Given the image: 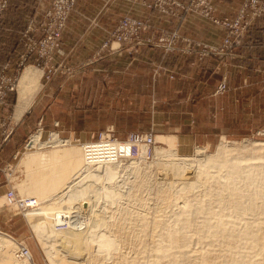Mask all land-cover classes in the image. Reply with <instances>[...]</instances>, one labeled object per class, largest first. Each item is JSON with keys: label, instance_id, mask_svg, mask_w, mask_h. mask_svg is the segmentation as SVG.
I'll return each mask as SVG.
<instances>
[{"label": "rangeland", "instance_id": "1", "mask_svg": "<svg viewBox=\"0 0 264 264\" xmlns=\"http://www.w3.org/2000/svg\"><path fill=\"white\" fill-rule=\"evenodd\" d=\"M43 1L46 2L47 4V0H14V6L17 5L18 7V10L13 9L15 11L13 13L14 28L17 29L18 27L17 30L23 31L24 29H26L27 25L31 22L33 24L32 28L34 30H41V28H38V27L42 19L41 18V8L44 7ZM243 1L244 0H241V3L237 11L235 12L233 18L236 16ZM33 2H35V5ZM36 2H38V5L41 7L38 8V6L36 5ZM138 7L140 8V6ZM35 8H38L37 16L33 15L35 12ZM212 8H213V13L211 15L218 21L223 20V19H228V20L233 19V18H227V17H218L215 14V5L213 2H212ZM140 9H141L140 12L144 15L145 13H147L146 11H148L142 8ZM151 11H154V10H151ZM185 14H196L210 26L220 29V32L223 34L221 42L217 45L207 44V43L198 41L193 38L181 36L177 32V29L168 30L159 25L153 28L154 29L153 30L150 27L149 22L142 18L143 17L142 15L141 17L137 15V16H132V17L135 19L142 20L146 22L147 24L146 29L143 30V32L139 36L140 42L138 43L140 45L136 43H135L136 45H133L132 43H121V44L127 45V48L131 54V57L142 60L140 62H137L133 67H130V68L126 67V69L124 70L119 69V67L115 63L117 55L114 54V55H110L106 57L107 59H109L108 61H106V58L104 59V56L107 54V51L105 50L106 48L104 49L100 47L99 50L94 51L90 53L89 55L85 53L83 56H79L75 60L73 58L74 62L72 65H68V64L58 65V63L54 64L53 63L54 52H53V55L51 56V60L47 64L43 65L41 62H39V64L36 66L33 60L35 59V56L33 55V56H30L31 61L27 62V64H24L23 67H19V69L16 70L15 73L13 72V75L16 77V87H15V91L12 93V96H10L7 100L8 109L6 110V113H3V116L5 118L4 119L5 128H3L4 129L3 131L5 133H9V136L6 142L2 144L0 149L5 147L8 142L9 143H8V147H6V154L8 150L10 151L11 147L19 146L22 148L19 150V153L17 154L15 159L9 162V165H10L9 167L3 168L4 164H1L0 170H3L8 176L7 181L9 182L7 185L8 186L7 190L8 189L13 190L15 194L22 199H25L26 197L31 196L30 195L31 190H34V189H30L29 188L30 186H27V184H29V182L31 181L29 178V175H32L35 172L41 171V170L48 171L49 169V166L46 162V164L39 163L38 166L33 165V167H30L24 170L23 169L24 160L28 162L30 166L31 165L30 162H34L33 164H35V161L41 158V156L43 157L42 158L43 160H46V158H48L49 155L55 158L58 157L60 160V159H64L65 157L69 156V153L73 151H74L73 153L79 154V157H80L81 150L83 151L82 145L84 143L96 141L100 136L99 134L110 135L111 137L119 141H123L129 134H132V133H141V134L151 133L152 136L154 137V143L149 149L150 157L147 160L144 159L145 152L143 155L140 156V158L138 157L139 158L138 162L133 161L132 158L128 160L126 159L118 160L116 163H111V164H116L117 169L114 172L112 171L111 174H107V176H105L106 175L105 174L104 178L102 177L103 175L102 176L99 175L98 177V172H99L98 170L103 168L104 166L99 167V169L97 170L98 172L94 170V169H97V167H94V169H91L92 171L89 170L91 173H89V171L88 173L87 171L84 172L83 175L86 178H87L86 175H92L93 173L96 172L97 173L96 174L97 176H95L96 179L97 178L98 180L104 179L103 180L104 182L108 180L106 184L109 187L112 185L110 188L108 187L111 192L108 191L109 189L107 188V185H105L103 181L100 180L98 182L95 180V177H94L95 174L92 175L94 178H92V176L91 177L88 176V178L90 177L91 179H94L93 182L95 184L92 182V180H90L89 182L90 185L86 182L88 184L87 186L84 185L86 183L83 181H89L90 178L86 179L83 177V180H82L83 170L81 171V173L79 172L80 174L78 173L77 175L78 177L80 175V178H81L80 181L83 182L82 185L80 184L83 191L85 190V192H87L88 189H90L89 190L90 192L92 191V189L93 191H96V189L97 190L100 189L99 192L96 191L97 197L95 196L96 197L94 198L95 200L99 196H102L103 193L104 194L102 197L104 196L107 197V198L106 197L104 198L109 204L104 199H101L100 197L98 198L99 199L98 201L96 200V202L95 200H93V203L94 202L95 203L93 204L94 210L93 211L91 210L92 212L95 211L94 213L98 214L99 216H101L102 213H109L110 216L109 215L108 216L111 218L112 216H116L123 207H126V205L124 204L125 202L126 203L127 201L129 203L134 202L133 199L129 200L127 198H126V201H125V198H123L124 200L123 199L119 200L120 195L117 197H114L112 190L115 189L114 188L115 186L119 194H121L120 192L124 191V193L127 195H129V192H131V195L133 194V197L137 196V198L135 199L136 201L134 202L135 205H132V204L130 205L133 207V208H130L132 213L133 211L134 213L136 212L137 214L136 213L135 214L138 217L143 214V217L145 219L144 221H147L146 222L147 224L148 222L149 223L154 222L153 224L156 223V225L143 226L145 228L141 227V229H144V232L147 234L146 237L143 236V234H141L140 237H137V236L132 237L130 235H125L124 236L126 238L125 241L124 240L119 241V239H117V237L114 234H112L114 237L113 238L112 235H110L111 233L106 234L105 229L103 230V227H101L102 229L100 227H97L94 231H99L101 233L99 234L97 232L96 233L97 235L95 234L97 239L101 237L100 235L103 236L104 235L103 232H105V235L103 237L112 238L110 240L113 241V242L111 241L112 243H109L110 240L108 238L105 242H102L100 244L101 246L108 245L107 247H110V248L108 250L104 249V250H107L106 253L105 251H102L103 249L99 252L100 256H99V260L97 264H116V263L121 264L119 263L120 262L119 258L121 257H124L125 260L127 259V261L133 260L134 258L137 264H163V263L164 264H194V261L196 264H198V261L200 262L199 264L201 263L204 264V262L206 263L212 260H213V264H230L229 261L232 262L231 264H250V263L254 264L258 261V258L260 257L261 246L258 247V245H261V244L258 241V239L256 240L255 238L260 237L261 236L260 233H262L261 231L263 230L261 231L258 230L257 226L256 227L253 226L254 228L249 226V228L252 229L251 231L252 233L249 231V233L244 234L242 233V231H244V228L246 227L245 225H243L244 223H252V221L255 224L259 222L264 223V218L262 219V217H264V211H262L264 210V193H262L264 191V174L258 177L259 175L254 176L255 172H250L252 176H254L252 177V179L248 178L246 174L239 175L240 182H241L239 184L240 185L239 187L240 188L242 187V190H246L247 193L246 192L243 193L244 195L242 197H244L243 198L244 200L242 199L243 202L238 204V206L240 205L238 208H243L244 206L245 208H247L246 211H248V213H245L246 212L245 210H238V209H233V208L231 209L226 208V210L224 209L221 211V209L219 208L221 206L218 207L217 201H215L222 197L221 195H219L220 191L216 185H214V188H210L209 187L210 185L208 183L205 184L203 189L201 188L198 189V190L201 189V191L194 192V195L195 194L196 195L195 197H192L191 200L196 199V201H194V203L190 205V208L186 210V208L185 209L183 208L184 206L182 205L183 204L182 200L180 199H178L177 201H174L175 199L171 200V196H170L171 190L169 187L171 186L170 184V182H172L171 180L174 179L173 175H176V174L173 173L175 172L173 170L171 172L169 170L166 171L167 167L165 165L164 159L168 157L169 158L187 157V158L192 159L195 157V151L198 149L205 150V152L208 153V155H214L216 153L215 151H217L219 144L222 141H224V142H228L229 144H231L230 146L234 147L233 149H235L236 151L235 153L230 154L231 157L229 159L231 162L226 161L225 162L226 164L225 163L222 164L223 167L225 165V168H226V165L228 166L229 164L236 166L237 164L240 163L239 166L246 168L245 167L246 165L253 166V165H249L250 163L254 164V163L261 162L260 159H261V156H263L262 154L264 153H260L259 151H257L258 150L257 147L254 146L256 144H264V132L261 131L260 129L252 130V131L242 130V131H237V132L232 133L231 136L221 137V138L215 137L207 141L208 143L207 145L204 144L206 141L201 142V143L195 142V145L189 148V150L186 153H180L176 150L177 147H176L175 135L178 132L183 133L185 131L183 130V128H179L177 130V128L175 127L178 124H182L183 122L182 113L183 112H189L192 110L194 111L196 110L195 108L188 109L190 105H194L195 101L193 99L186 100L185 93L194 94L196 92L197 90L196 74L197 73L194 70L192 75H190V79L187 80V78L185 77L186 74H184L183 72H179L176 69H172L170 64H171L172 55L175 53L179 54V56H182L181 57L182 60L185 57L191 58L192 60L189 61V65L191 66L193 65L195 66V63H193L195 60V57L204 58V59L216 58V57L218 58L234 57L235 55L234 49L236 46L239 45V43H241V41L244 40V38L247 37L248 32H249L248 29L254 24L255 20L264 18V16L260 18H255V19H250L248 17H245L241 22V25H242L241 30H237L236 31L237 34L230 37L229 40L231 41V43L228 46V45H224L223 41L227 36H229V30H225L223 27L211 23L207 18L200 16L195 11H190ZM185 14L180 15L181 18L175 17V19L181 20L183 19V16H185ZM26 17L27 19L24 25L20 27V25H22L21 19H24ZM1 19L2 17L0 18V21ZM162 19L168 21V18H162ZM111 29L108 30V33L111 31ZM171 32H176L178 36V39H176L174 42L173 47L175 49L173 50L167 49V43L169 42L168 34ZM145 33L146 35L144 36ZM260 35H261L262 44L264 45V27L260 30ZM183 38L188 39L190 41L191 43L190 46H186L185 48H182L176 45L179 42L186 44L183 42L182 40ZM35 39L36 40L39 39L37 38L36 33H35ZM18 40H19V37H18ZM192 42H195V43L197 42L202 45H205L207 48H210L212 52L210 54L205 55L204 57H201L197 53V50L192 48ZM113 47H115V44H113ZM112 50H115V49H112V47H109L108 51L110 53L113 52ZM216 50L221 51V53L214 54ZM242 55H244L243 51H242ZM259 56H261V54L256 55V57H259ZM100 58H103V60L100 61ZM95 61H98V62L95 63ZM4 63H1L0 65ZM29 67L33 68L38 74L37 84H36V88L34 92L30 95V104L26 112L23 113V115L18 120H16L15 111L19 103V94H18L19 81L25 69ZM240 67L241 68L245 67L243 61L241 62ZM246 67H248L252 71L251 73L253 74L264 75V59L263 60H253L252 65H246ZM133 75L135 76V80L134 82H130L128 79H130V76H133ZM91 76H97V77L102 76L104 78L103 79L97 78L98 79L97 80L98 82H97V81H93L92 79H90ZM187 103L189 104L188 107L186 106ZM193 116H195V114ZM37 134H39V137L42 143H45L47 139L49 138V136L54 134L60 141L62 142L68 141L69 142L68 145L74 146L72 148H75V149H73L72 151V148H68L69 146L67 144H65L66 146L64 147L59 146L54 149L50 147H46V148L44 147L42 149H35L36 146H34L33 149H27V146L30 143L31 137ZM1 138H2V130L0 131V139ZM143 150L144 148L141 147L140 151L142 152ZM237 151H239V153ZM243 152H246V153H243ZM194 159H199V158H194ZM134 162L137 163L136 167L140 170L138 174V181L139 180H141V182L146 181L147 183L146 188L141 191L137 187H134V188L127 187V189L124 188L126 187L125 184L127 183V186H128L129 181L133 179V176L130 175L129 170H131V168L129 167V165H131ZM34 166H35V169L37 168L36 170L33 169ZM94 166H97V164ZM221 172L222 173H220V175H222V177L224 176L223 179H227L226 169ZM113 175L114 176L116 175L114 177L115 179L113 178ZM111 176H112V179H111ZM105 178H107V180H105ZM112 180L113 181L115 180L114 182L117 181V185L116 184L114 185L113 184L114 182ZM98 184L101 185V187L104 184L105 188L108 190H106L103 186L102 188L105 189V192H104L103 190H101L102 188H100ZM91 185L93 186V188ZM95 186H98V188ZM84 187L86 188L83 189ZM202 190L203 191L206 190L204 191V194ZM100 191H102L101 195L99 194ZM137 191L138 193L136 194ZM106 192H108L110 195ZM107 194L110 197H108ZM157 194H159V196ZM211 194H214V195H211ZM215 194H217L216 195L217 197L215 196ZM205 195L207 196L209 195L210 197L214 196L211 198H213L214 203L215 202L216 203L214 204L212 201L211 205L210 203L205 204L206 202L205 199H207V202L209 199V198H205L206 197ZM260 195H262V197ZM33 197H36V196H33ZM78 197H76L75 199H78ZM113 197H114V200L111 199ZM81 198L82 197H80L79 199ZM75 199H73L71 203L69 204V206H67L70 209V206L72 207V205H74L73 209L71 208L69 212L71 211L78 212L80 206L83 205V204L81 205L80 203L81 201L79 199H78V202ZM254 199H256V201ZM258 199H259V202H258ZM159 201L162 203H160ZM200 201L202 202L204 201V206L200 204L201 203ZM247 201L249 202L246 203ZM96 204L97 206H94ZM103 204L108 209L103 207ZM241 204L242 205L244 204V205L242 206ZM106 205L107 206L109 205V206L107 207ZM206 205H208V207L210 206V208L207 209L208 207ZM42 206L43 207L45 206L44 209H41ZM47 206L48 204L47 205L38 204V201H36L34 208L24 212L22 215L17 210H15L14 207L10 208V207L5 206L3 196H1L0 198V211L2 210L4 211L3 212L4 215L7 214L10 216L6 222L3 221V216L1 217L0 233L4 234L6 238L12 243L16 244V246H18V244L20 243L23 246H26V248L28 249L33 259L34 264H53L54 263V262L52 263L51 260L48 259L49 256H47L48 254L44 252V250L42 249L43 247L42 248L40 247L42 246V244H41V241H39L40 240L39 234L36 233L37 230L34 229L35 226H32L33 223H35V221L38 222V220L34 217H38V219H42L43 217L41 214H45V213L51 214L49 216L51 217L54 214H64L67 212L66 210H69L67 207H65L62 210L63 212L59 213L58 209L60 207L58 208L57 206H53L54 207L53 208L51 206L49 207ZM39 207L40 209L37 210ZM95 207H98L96 208L97 210L95 209ZM253 207H255V209ZM259 207L260 208L262 207L263 209L262 208L260 209ZM61 208H60V211H61ZM101 209H103L104 211ZM36 210L37 212L35 213ZM56 210H57V213H55ZM137 210L138 212H141V214L138 213ZM249 210L251 214H249ZM42 211L43 213L38 214L39 212H42ZM223 211L227 213L225 214ZM85 212L87 216V220L85 222H89L90 212L88 211V208ZM255 213L256 215L254 216ZM202 214H204V216ZM160 215L162 216L160 217ZM28 217L30 218L28 219ZM109 217H106L104 220L105 221L108 220ZM208 221H210L209 223L213 221L212 222L213 224L216 223L220 225L206 226V225L201 224L202 222H208ZM159 222L160 223L162 222V223L157 225V223ZM46 226L49 228V225H46ZM84 226H85V223H84ZM82 227L83 225L82 226L80 225L78 231H83L82 229L84 228ZM133 227L134 228L132 229H134L135 232H137V230L140 229V227L137 228V226L136 227L133 226ZM98 228L99 230H97ZM108 229L110 230L112 228H108ZM218 229H222V234L218 233ZM255 229L259 232H257ZM124 230H129L133 232V230H131V228H128V227L124 228ZM256 233H257V236L255 235ZM35 234H37V236ZM82 236L83 235H81L80 237ZM172 236H176V237H172ZM177 236L180 238V240L178 239ZM251 237L253 239H251ZM230 238H232L233 240ZM172 239H178V243H179L178 245L187 244L188 249L185 248L186 249L185 251L184 249H181V248L180 250L179 247L175 248V247L169 246L170 244L174 243ZM201 239L202 240L205 239L206 241L211 240V239H216L217 242H215L216 244L214 245L212 244L213 245L212 247L211 245L204 243L202 241L201 243L199 241ZM17 242H20V243H17ZM206 244L208 246H206ZM173 245L175 246L176 244H173ZM90 247L91 246H88L89 249L86 247L88 249L87 254L97 255L98 253L96 254V252H98L97 250L98 248L94 247L93 252H92L91 251L92 248L90 250ZM170 247L175 250V253H174V250L173 251L172 249L171 251L169 250ZM201 248L202 250H200ZM18 249L19 248L14 250L13 259H15V261H18V262H23L25 258H19L17 256ZM182 250L186 254L182 253L183 252ZM90 251L91 253H89ZM143 251L147 253H144ZM194 252L196 253L204 252V254L206 255H209V252H210V256L212 255V257L210 258L211 260H204L203 262H201L202 261L201 259V260H194V261L189 260V261L183 262L181 259H179L180 261H177L174 263H170L169 261V260H173L172 256L174 258L176 254L178 255H191L192 254L193 255ZM120 253L122 254L119 255ZM229 254L230 256L228 257L230 260L228 259V257L221 258V256L229 255ZM156 258L157 260H155L154 262L153 259H156ZM166 258H167V261H166ZM226 258L227 260H225Z\"/></svg>", "mask_w": 264, "mask_h": 264}, {"label": "bare ground", "instance_id": "2", "mask_svg": "<svg viewBox=\"0 0 264 264\" xmlns=\"http://www.w3.org/2000/svg\"><path fill=\"white\" fill-rule=\"evenodd\" d=\"M37 79H38V74L37 72L29 67V68H26L25 71L23 72L21 78H20V81H19V89H18V94H19V103H18V106L16 108V111H15V119L18 120L22 115L23 113L26 112L29 104H30V95L34 92L35 88H36V84H37ZM65 144H69L68 141L66 142H62L60 141L56 135L52 134L49 136V138L47 139V141L45 143H42L41 140H40V137H39V134L37 135H33L31 137V140H30V143L28 144L27 146V149H33L34 146L35 149H42V148H46V147H50L52 149L54 148H57L59 146H66ZM228 142H224L222 141L218 148H217V151H215L216 153L214 155H208V153L205 152V150L203 149H198L195 151V157L194 158H199V159H194V158H187V157H172V158H165L164 159V162H165V165L167 167L166 171L169 170L170 172L173 170L175 172H173L174 174L176 175H172L174 176L170 182L171 186L169 187L170 190H171V200L172 199H175L174 201H177L178 199L182 200V205L184 206L183 208L186 210H188L190 208V205H192V203H194V201H196V199L194 200H191L192 197H195L194 195V192H198V191H201V189H203V187L205 186V184H209L210 188H214V185L217 186V188L219 189L220 191V194L222 197L220 199H217L215 201H217V204H218V207L222 210H226V208H233V209H238V210H245L247 208H245L243 206V208H238V204L242 203L243 202V198L242 197L246 192V190H242V187L240 188L239 184L241 183L240 182V178H239V175L240 174H246L248 176V178L252 179V177L254 176H257L259 175L258 177L262 176L264 173V154H262L263 156H261V160L260 159V163H254V164H250L249 165H253V166H248L246 165L244 167H241L239 166V164H235L236 166H233L232 164H229L228 166L226 165V168H225V165L224 167L222 166L223 163H225L226 161H230V154H233L235 153V149H233L234 147L230 146L231 144H229ZM84 145V144H83ZM82 145V149L84 151V147ZM69 147L68 148H72L74 146H71V145H68ZM255 147H257V151H259L260 153H264V144H256L254 145ZM232 147V148H231ZM246 148V147H245ZM73 149L75 148H72V151ZM142 150V149H141ZM83 151L81 150V153H80V157H79V154L77 153H73V152H70L69 153V156L65 157L64 159H60L58 157H53L51 155H49L48 158H46V160H43L42 156L41 158H39L37 161H35V164H33L34 162H30V166L28 164V162H26L25 160L23 161V169H27V168H30V167H33V165L35 166H38L39 163L40 164H48L49 166V169L48 171L45 170H41V171H37L35 172L34 174L32 175H29V178H30V182L29 184H27V186H30L29 188L30 189H34V190H31V196H28V197H24L25 199L29 198V199H33L34 202L38 201V204H48L47 207L51 206H57L58 208L62 207L61 208V211H60V208L58 209L59 213L60 212H63V208L69 206V204L71 203V201L73 199H75L76 197H78V199L80 197H82L81 199H79L81 202V205L78 212L81 214L82 216V220H80L78 222V224H74V225H69L67 227H65L64 229H60V230H56L54 228V223H55V216L58 215V214H54L52 215L51 217H49L51 214H41L43 213L42 212H39L38 214H41L42 215V219H38V217H34L38 220V222L35 221V223H33L32 226H35L34 229H36V233L39 234V237H40V240L41 241V244L42 246H40L44 252L46 254H48L47 256L49 260H51V262L53 264H97L98 263V260H99V252L102 250V251H105V253L107 252V250L110 248V247H107V246H101L100 244L102 242H105L109 237V235L107 236L108 238H105L103 237L105 235V232L106 234L108 233H111L110 235L114 234L117 239H119V241H125V235H130L132 237H140L141 234H143V236H147V234L144 232V229H141L142 228H145L143 226H148V225H156L153 224V223H149L148 224L146 223L147 221H144V217H143V214L141 216H137L133 209V213L131 212L130 208H133L132 206H130L131 204L132 205H135V199L137 198L136 197H133V194L131 195V192H129V195L125 194L124 191L123 192H120L121 194H119V192L117 191L116 187L114 186L115 184L117 185V181L114 182L113 180V186H114V190H112V193L114 195V197H117L119 196V200L125 198V201H126V198L129 199V200H132L133 199V203H129L127 201V203L125 202L124 204L126 205V207H123L119 213L116 215V216H112L111 218L109 217L110 214L109 213H102L101 216H99L98 214L92 212L94 210V207H93V204L96 202V200L98 201L99 197L101 199H104L106 201V199L103 196H99L96 200L94 198L97 197V192H99L100 189H96V191H90V189H88L87 192H85V190L83 191L82 190V187L81 185L83 184V182H87L89 184L90 180H93L94 179H91L90 177L94 175L97 176L96 172L93 173L92 175H86L87 178L88 176H90L88 179L89 181H80L81 178H80V175L79 177L77 176L78 173L81 171L83 172L82 175L84 174L85 171H88L91 170V169H94V167H97V169H94L95 171H97L99 169V167H102L104 166L103 168L99 169L97 172H98V177L99 175H103L102 177L104 178V175L107 176V174H111L112 171L114 172L116 169H117V165L116 164H111V163H116V162H103V163H91L90 161L86 160L85 158V154L83 153ZM141 152V151H140ZM139 152V155L138 157L140 158L141 155L144 154V150L140 153ZM239 153V151H237ZM243 153H246V152H243ZM166 155V154H165ZM144 157V156H143ZM139 158H135V159H132L133 161H137L138 162V159ZM246 158V157H245ZM25 159V158H24ZM235 160V159H234ZM255 160V159H254ZM241 161V160H240ZM251 161V160H250ZM231 162V161H230ZM234 162V161H233ZM50 163V164H49ZM72 163V164H71ZM235 163V162H234ZM28 164V165H27ZM37 164V165H36ZM97 166H94L96 165ZM139 164V163H138ZM226 164V163H225ZM256 165V166H255ZM35 166L33 169H35ZM137 166V163L134 162L132 163L131 165H129V167L131 168L130 171V175L133 176V179L131 181H129V185L127 186V183L125 184L126 188L127 187H131V188H134V187H137L138 189L141 190H144L146 188V181L145 182H141V180L138 181V174L140 172V170L136 167ZM157 166V165H156ZM248 166V167H247ZM42 167V166H41ZM93 167V168H92ZM128 167V168H129ZM250 167V168H249ZM249 168V169H247ZM37 169V168H36ZM35 169V170H36ZM40 169V167H39ZM38 169V170H39ZM120 169V168H119ZM226 169V175H227V179H223L222 175H220V173H222L221 171L225 170ZM92 171V170H91ZM164 171V172H166ZM94 172V171H93ZM250 172H255V175L252 176V174ZM79 173V174H80ZM85 173V174H87ZM89 173H91L89 171ZM101 173V174H99ZM167 174V173H166ZM109 176V175H108ZM116 176V175H115ZM113 175V178L115 177ZM83 177L84 175L82 176V180H83ZM92 176V178H94ZM118 177V176H117ZM120 177V176H119ZM172 177V176H171ZM86 178V177H84ZM86 178V179H87ZM108 178V177H107ZM107 178H105V180H107ZM132 178V177H130ZM84 179V180H86ZM110 179V178H109ZM111 179H112V176H111ZM115 179V178H114ZM119 179V178H118ZM220 179V180H219ZM95 180L96 181H100L101 179L98 180V178L96 179L95 177ZM104 179H102L101 181H103ZM117 180V179H116ZM121 180V178H120ZM130 180V179H129ZM111 181V180H110ZM128 181V180H127ZM126 181V182H127ZM91 182V183H92ZM104 182V181H103ZM108 182V180L105 183V185H107L106 183ZM119 182V181H118ZM84 184V185H88V184ZM94 183V182H93ZM97 183V182H96ZM101 183V182H100ZM112 183V182H111ZM81 184V185H80ZM95 184V183H94ZM93 184V185H94ZM102 184V183H101ZM24 185V184H23ZM80 185V186H79ZM83 185V186H84ZM90 185V184H89ZM99 185V184H98ZM105 185L103 184L104 188H105ZM111 185V184H110ZM79 186V187H78ZM92 186V185H91ZM100 188L101 185H99ZM112 186V185H111ZM110 186V187H111ZM152 186V185H151ZM90 187V186H89ZM88 187V188H89ZM98 188V186H95ZM109 186L107 185V188ZM109 187V188H110ZM86 187H84L83 189H85ZM93 188V186H92ZM108 188V189H109ZM161 188V186H160ZM199 188H201L200 190H198ZM209 188V189H210ZM28 189V188H27ZM106 189V188H105ZM105 189H101L105 192ZM106 189V190H108ZM152 190V189H151ZM214 190V189H213ZM212 190V191H213ZM110 191V189L108 190ZM122 191V190H121ZM131 191V189H130ZM139 191V190H138ZM138 191L136 192V194L138 193ZM153 191V190H152ZM203 191V190H202ZM206 191V190H204ZM204 191H203V194H204ZM215 191V190H214ZM111 192V191H110ZM159 192V191H158ZM167 192V191H166ZM210 192V191H209ZM102 191H100V195H101ZM108 193V192H106ZM111 193V194H112ZM127 193V192H126ZM151 193V192H150ZM202 193V192H201ZM211 193V192H210ZM226 195H224V194ZM247 193V192H246ZM260 193V192H259ZM264 193V191L262 192ZM109 194V193H108ZM107 194V196H108ZM206 194V193H205ZM224 196H223V195ZM24 195V194H23ZM110 195V194H109ZM159 196V194H157ZM211 195H214V194H211ZM217 194H215L216 196ZM218 195V197H219ZM33 196H36V197H33ZM96 196V197H95ZM206 196V197H205ZM204 197L205 198H209L208 199V202H207V199L205 204L206 203H210L211 205V202L213 201L214 203V199L211 198V197H214V196H207L205 195ZM262 197V195H260ZM110 197V196H108ZM114 197L111 198L114 200ZM217 197V196H216ZM107 198V197H106ZM199 198V196H198ZM203 198V197H202ZM246 198V197H245ZM36 199V200H35ZM78 199H75L77 200L78 202ZM116 199V198H115ZM243 199V200H242ZM262 199V198H261ZM260 199V200H261ZM93 200H95V202L93 203ZM108 200V199H107ZM124 200V199H123ZM151 200V199H150ZM179 200V201H180ZM200 200V199H199ZM204 200V201H205ZM256 201V199H254ZM173 201V202H174ZM204 201H200L199 203L201 205L204 206ZM76 202V201H74ZM73 202V203H74ZM107 202V201H106ZM105 202V203H106ZM111 202V201H110ZM139 202V201H138ZM160 202V201H159ZM172 202V203H173ZM249 201H247L246 203H248ZM252 202V201H250ZM258 202H259V199H258ZM257 202V203H258ZM108 203V202H107ZM106 203V204H107ZM112 203V202H111ZM162 203V202H160ZM216 203V202H215ZM214 203V204H215ZM245 203V202H244ZM79 204V203H78ZM109 204V203H108ZM138 204V203H137ZM155 204V203H154ZM213 204V205H214ZM220 204V205H219ZM250 204V203H249ZM248 204V205H249ZM259 204V203H258ZM112 205V204H111ZM140 205V204H139ZM151 205V204H150ZM209 205V204H208ZM208 205H206L208 207ZM252 205V203H251ZM262 205V204H261ZM94 206H97L94 205ZM102 206V204H101ZM107 206V205H106ZM109 206V205H108ZM107 206V207H108ZM143 206V205H142ZM263 206V205H262ZM45 207V206H44ZM44 207L42 206L41 209H44ZM46 207V209H47ZM56 207V209H57ZM74 205H72V207L70 206V209L72 208L73 209ZM100 207V206H99ZM103 207L104 204H103ZM111 207V206H110ZM169 207V205H168ZM247 207V205H246ZM257 207V205H256ZM54 208V207H53ZM68 208V207H67ZM88 208V211L90 212V215H89V222H85L87 220V216H86V210ZM98 208V207H95V209ZM106 208V207H105ZM104 208V209H105ZM129 208V209H128ZM151 208V207H150ZM210 206L207 208L209 209ZM212 208V207H211ZM255 209V207H253ZM251 208V209H253ZM260 208V207H259ZM262 208V207H261ZM260 208V209H261ZM37 209V208H36ZM40 207L37 209L39 210ZM69 209V208H68ZM69 210H66L67 212L66 213H69ZM77 209V208H76ZM108 209V208H106ZM111 209V208H109ZM141 209V208H140ZM149 209V207H148ZM168 209V208H167ZM250 209V210H251ZM257 209V208H256ZM263 209V208H262ZM37 210L35 211V213L37 212ZM92 210V211H91ZM97 210V209H96ZM103 210V209H101ZM100 210V211H101ZM135 210V209H134ZM139 210V209H138ZM137 210V212H138ZM144 210V209H143ZM204 210V209H203ZM250 210H249V214L250 213ZM258 210V209H257ZM34 211V210H33ZM41 211V210H40ZM48 211V210H47ZM51 211V210H50ZM104 211V210H103ZM109 211V210H108ZM107 211V212H108ZM150 211V210H149ZM158 211V210H157ZM165 211V210H164ZM206 211V209H205ZM228 211V210H227ZM231 211V210H230ZM255 211V210H253ZM264 211V210H262ZM54 212V211H53ZM73 212V211H71ZM78 212H75V213H78ZM217 212V211H216ZM224 212V211H223ZM242 212V211H241ZM252 212V211H251ZM55 213H57V210L55 211ZM88 213V212H87ZM94 213V214H93ZM141 214V212H138ZM149 213V212H148ZM225 213V212H224ZM227 213V212H226ZM225 213V214H226ZM232 213V212H231ZM235 213V212H234ZM245 213H248V211H246ZM258 213V212H257ZM65 214V213H64ZM173 214V213H172ZM206 214V212H205ZM213 214V212H212ZM229 214V213H228ZM244 214V213H243ZM248 214V215H249ZM259 214V213H258ZM257 214V215H258ZM262 214V213H261ZM109 215V216H108ZM150 215V214H149ZM153 215V214H152ZM201 215V214H200ZM204 216V214H202ZM246 215V214H245ZM247 215V216H248ZM256 215V213L254 214V216ZM162 215H160L161 217ZM167 216V215H166ZM231 216V215H229ZM251 216V215H250ZM253 216V218H254ZM263 216V215H262ZM41 217V216H40ZM106 217H109L108 220H104ZM159 217V216H157ZM176 217V216H175ZM252 217V216H251ZM30 217H28L29 219ZM141 218V219H139ZM146 218V217H145ZM206 218V217H205ZM209 218V217H208ZM230 218V217H228ZM236 218V217H235ZM248 218V217H247ZM259 218V217H258ZM264 217H262L263 219ZM32 219V218H31ZM35 219V220H36ZM147 219V218H146ZM216 219V218H215ZM237 219V218H236ZM249 219V218H248ZM252 219V218H251ZM150 220V218H149ZM227 220V219H226ZM240 220V219H239ZM257 220V219H256ZM261 220V218H260ZM158 221V220H157ZM166 221V220H165ZM169 221V220H168ZM204 221V220H203ZM206 221V220H205ZM225 221V220H224ZM231 221V220H230ZM247 221V220H246ZM52 222V223H51ZM54 222V223H53ZM176 222V221H175ZM210 221L208 222H202L201 224L203 225H206V226H213V225H220V224H216V223H209ZM216 222V221H215ZM223 222V221H222ZM250 222V221H249ZM84 223H85V226H84ZM162 223V222H161ZM160 222L157 223V225L161 224ZM164 224V223H163ZM162 224V225H163ZM167 224V223H166ZM237 224V223H236ZM46 225H49V228L46 226ZM82 226V229L83 231H78L79 230V226ZM229 225V224H228ZM243 225H245L246 227L244 228V231H242V233L244 234H247L249 233V231L251 232L252 229L249 228L250 227H253V226H257L258 227V230H263L261 231L262 233L260 237H257L255 238L256 240L258 239V241L260 242L261 245H258L261 246V251H260V257L258 258V261L254 264H264V223L263 222H259V223H244ZM133 226H137V228L140 227L139 230H137V232H135ZM237 226V225H236ZM97 227H103V230L105 229V232L104 235H100L101 237H99L97 239L96 237V233L98 232L99 234H101L99 231H94ZM131 228L132 231H129V230H124V228ZM51 228V229H50ZM108 228H112V229H108ZM114 228V229H113ZM233 228V227H232ZM254 228V227H253ZM102 229V228H101ZM257 229V228H256ZM255 229V230H256ZM99 230V228L97 229ZM243 230V229H241ZM257 231V230H256ZM259 232V231H257ZM218 233L222 234V229H218ZM252 233V232H251ZM37 234H35L37 236ZM96 234V235H95ZM81 235H83L82 237H80ZM253 235V234H252ZM257 236V233L255 234ZM259 235V234H258ZM254 236V235H253ZM80 237V238H79ZM85 237V238H84ZM111 237V236H110ZM113 237V235H112ZM172 237H176V236H172ZM178 237V236H177ZM232 237V236H231ZM250 237V236H249ZM114 238V237H113ZM233 238V237H232ZM230 238V239H232ZM38 239V237H37ZM112 239V238H109V240ZM178 239L180 240V238L178 237ZM178 239H172V241L174 242L173 244H176L175 246L173 244H170L169 246H172V247H179V249H184L186 251L185 248L188 247L187 244H184V245H178ZM251 239H253L251 237ZM115 240V239H114ZM233 240V239H232ZM100 243H99V242ZM112 240H110L109 243H112L111 242ZM189 241V240H188ZM200 242H204V243H207L209 245H211L213 247L214 244H216L215 242H217L216 239H211V240H199ZM257 241V242H258ZM116 242V241H115ZM201 242V243H202ZM258 242V243H259ZM96 243V244H95ZM99 243V245H98ZM108 243V242H107ZM203 243V245H204ZM257 243V244H258ZM40 244V242H39ZM104 244V243H103ZM206 244V246H208ZM213 244V245H212ZM110 245V244H109ZM202 245V246H203ZM88 246H91L90 247V250L92 248V252H93V248H98V252H96L97 255H94V254H87V251H88ZM97 246V247H96ZM167 246V247H169ZM257 246V245H256ZM18 246H16V244L12 243L11 241H9L6 236L2 233H0V264H34L33 262V259L29 253V258H25V260L23 262H18V261H15V259H13V253H14V250H16L17 248H15ZM82 247V248H81ZM88 249H87V248ZM119 247V246H118ZM215 248V247H214ZM104 249H107V250H104ZM115 249V248H114ZM166 249V248H165ZM171 247H170V251H171ZM180 249V250H181ZM188 249V248H187ZM190 249V248H189ZM192 249V248H191ZM210 249V247H209ZM112 250V248H111ZM136 250V249H135ZM168 250V249H167ZM174 249H172L173 251ZM178 250V249H177ZM202 250V248L200 249ZM216 250V249H215ZM247 250V249H246ZM260 250V249H259ZM91 251L89 253H91ZM95 251V250H94ZM115 251V250H114ZM138 251V250H137ZM179 251V250H178ZM183 251V250H182ZM209 251V250H208ZM212 251V250H211ZM220 251V250H219ZM144 253H147L145 251H143ZM142 252V253H143ZM167 252V251H166ZM205 252V251H204ZM204 252H194V254L191 256V255H178L176 254L173 258V254L171 255L172 256V259L173 260H169L170 263H174V262H177V261H180L179 259H181L183 262L185 261H189V260H201V262H203L204 260H211L210 258L212 257V255L210 256V252H209V255H206L204 254ZM118 253V252H116ZM141 253V254H142ZM169 253V252H168ZM174 253H175V250H174ZM178 253V252H177ZM182 253H185L184 251ZM220 253V252H219ZM218 253V254H219ZM230 253V252H229ZM244 253V252H243ZM115 254V253H114ZM122 253H120L119 255H121ZM133 254V253H132ZM180 254V253H179ZM186 254V253H185ZM196 254V255H195ZM212 254V253H211ZM227 254V253H226ZM238 254V253H237ZM245 254V253H244ZM253 254V253H252ZM255 254V253H254ZM258 254V253H257ZM86 255V256H85ZM104 255V253H103ZM102 255V257H103ZM107 255V254H106ZM154 255V254H153ZM167 255V254H166ZM259 255V254H258ZM127 256V255H126ZM155 256V255H154ZM214 256V255H213ZM230 256L229 255H223L221 256V258H225V257H228ZM251 256V255H250ZM249 256V257H250ZM116 257V256H115ZM153 257V256H152ZM157 257V255H156ZM163 257V256H161ZM167 257V256H166ZM247 257V256H246ZM256 257V255H255ZM111 258V257H110ZM168 258V257H167ZM167 258H166V261H167ZM171 258V257H170ZM251 258V257H250ZM254 258V256H253ZM101 259V258H100ZM120 259V262L121 264H137L135 262V259L133 258V260H129L127 261V259L125 260L124 257H121L119 258ZM165 259V257H164ZM163 259V260H164ZM178 259V260H177ZM229 259V257H228ZM233 259V258H231ZM252 259V258H251ZM256 259V258H255ZM111 260V259H110ZM152 260V259H151ZM150 260V261H151ZM156 259H153V261L155 262ZM223 260V259H222ZM227 260V258L225 259ZM230 260V259H229ZM168 261V262H169ZM221 261V259H220ZM159 262V261H158ZM161 262V260H160ZM167 262V263H168ZM228 262V261H227ZM230 264L232 263L231 261H229ZM104 263V262H103ZM139 263V262H138ZM200 262L198 261V264ZM117 264V263H116ZM164 264V263H163ZM194 264L195 261H194ZM203 264V263H201ZM204 264H213V260L212 261H208V262H204ZM251 264V263H250Z\"/></svg>", "mask_w": 264, "mask_h": 264}, {"label": "crops", "instance_id": "3", "mask_svg": "<svg viewBox=\"0 0 264 264\" xmlns=\"http://www.w3.org/2000/svg\"><path fill=\"white\" fill-rule=\"evenodd\" d=\"M177 1L186 2V0ZM33 3L35 5V2ZM43 3L45 6L46 2ZM213 3L215 14L218 17L233 18L241 0H214ZM36 5L38 8L41 7L38 2ZM38 8H35L34 16L38 15ZM13 9L18 10L17 5L14 6V0H8L0 21V29H2L0 30V64L8 62L10 70L14 66L18 54L22 52V46L18 40L21 30H17L18 27L16 29L13 26V13L15 12ZM140 10L138 6L131 5L124 0H76L54 50L53 63L72 65L77 57L83 56L85 53L89 55L99 50L107 40L108 30L126 14L139 15L140 17L142 15V18L149 22L152 29L159 25L168 30L177 29L181 36L207 44L217 45L221 42L223 34L220 29L210 26L196 14H185L181 20L168 18L166 21L154 11H149L144 15ZM26 19L27 17L21 19L22 25L19 23L20 27L24 25ZM263 27L264 18L255 20L248 29L247 37L235 47V55L232 58L204 59L195 57L193 62L195 66H191L189 65L191 58L185 57L182 60V56L179 54L172 55L170 64L172 69L186 74L187 80L190 79L194 70L197 73L196 92L194 94L185 93L186 100L193 99L195 101L194 105L188 107L189 104L187 103L186 106L188 109L195 108L196 110L183 112L182 124L175 127L177 130L183 128L185 131L175 135L178 152L186 153L189 148L195 145V142L206 141L204 144L207 145V141L212 138L231 136L237 131L260 129L264 132V75L253 74L246 67V65H252L253 60L264 59V45L260 35V30ZM37 37L39 38L40 35L37 34ZM113 44L110 47L116 51L112 50L113 52L110 53L109 47H105L107 54L104 59L116 54L115 63L119 69L124 70L126 67H133L137 62L142 61L131 57L126 44H115V47ZM176 45L182 48L187 46L182 42ZM242 51L245 56L242 55ZM257 54H261V56L256 57ZM101 60L103 58H100ZM108 60L106 58V61ZM29 61H31V57L28 58L27 62ZM242 61L244 68L240 67ZM97 62L95 61V63ZM97 78L103 79L104 77H90L93 81H97ZM128 80L134 82L135 76H130ZM221 83L225 85V89L222 92H217V86ZM10 96L12 93L8 95L7 100ZM194 114L195 116H193ZM8 143L0 149V165L4 164L3 168L10 166L9 162L15 159L22 148L19 146L11 147L6 154ZM7 177V174L0 170V198L8 188ZM3 212L0 211V222L2 216L4 222L10 217L7 214L4 215Z\"/></svg>", "mask_w": 264, "mask_h": 264}, {"label": "built area", "instance_id": "4", "mask_svg": "<svg viewBox=\"0 0 264 264\" xmlns=\"http://www.w3.org/2000/svg\"><path fill=\"white\" fill-rule=\"evenodd\" d=\"M124 1L131 5H138L144 10H154L163 18H181L180 15L195 11L200 16L207 18L211 23L221 26L225 30H229V36L223 41V44L228 46L231 43L229 40L230 37L236 35L237 30H241V22L245 17L255 19L264 16V0H244L236 16L232 20L223 19L220 21L211 15L213 13V0H187L184 4L177 0ZM75 2L76 0H47V4L41 8L42 19L38 27L41 28V30H34L32 28L33 24L30 22L26 29L21 31L18 35L23 50L18 54L14 66L10 70V64L8 62L0 65V129L2 130L0 148L9 136V133L3 131V128H5V118L3 113H6V110L8 109L7 97L15 91L16 87V77L13 75V72L15 73L19 67H23L24 64H27L28 58L33 55L35 56V59L33 60L36 66L39 62L45 65L51 60V56L53 55L64 28L65 21L72 11ZM7 4L8 0H0V18L2 17ZM146 25V22L135 19L131 15L126 14L113 26L108 33L107 40L101 45V47H110L112 43L117 45L121 43L140 45L138 43L140 42L139 36L143 30L146 29ZM35 33L36 35H40L37 40L35 39ZM168 35L169 42L167 43V49L173 50L175 49L173 47L174 42L178 39V36L176 32H171ZM182 40L187 46H190L191 43L188 39L183 38ZM192 48L196 49L201 57L212 52L210 48L197 42H192ZM220 53L221 51L219 50L214 52V54ZM224 89L225 85L221 83L217 88V92H222ZM99 135L100 136L96 141L84 143L83 145L85 158L91 163L116 162L121 159L128 160L131 158L135 159L138 158L141 147L144 148V159L147 160L150 157L149 149L154 143V137L151 133H132L123 141H119L110 135ZM3 199L5 206L10 208L14 207L15 210L22 215L24 212L33 209L35 205L33 199H22L11 189H8L4 193ZM54 219V228L60 230L69 225L78 224V222L82 220V216L79 212H69L58 214ZM18 248L17 256L19 258H29V251L26 246H23L20 243L18 244Z\"/></svg>", "mask_w": 264, "mask_h": 264}]
</instances>
